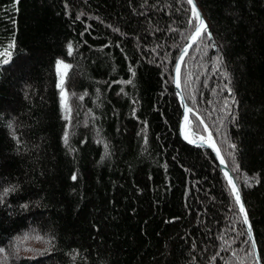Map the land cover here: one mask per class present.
I'll list each match as a JSON object with an SVG mask.
<instances>
[{
	"label": "trees",
	"instance_id": "16d2710c",
	"mask_svg": "<svg viewBox=\"0 0 264 264\" xmlns=\"http://www.w3.org/2000/svg\"><path fill=\"white\" fill-rule=\"evenodd\" d=\"M195 1L213 43L182 69L191 130L264 264V0ZM195 27L187 0H0V264H257L214 156L179 135Z\"/></svg>",
	"mask_w": 264,
	"mask_h": 264
},
{
	"label": "water",
	"instance_id": "95a60500",
	"mask_svg": "<svg viewBox=\"0 0 264 264\" xmlns=\"http://www.w3.org/2000/svg\"><path fill=\"white\" fill-rule=\"evenodd\" d=\"M187 2H188V0H187ZM193 4L195 5V10L200 13L201 18L205 21V24L207 25L206 32L203 33L201 35V37L197 38L196 42H193L191 39L192 36L195 35V32H196L197 28L199 27V21L195 18V14H194V10H193ZM193 4H189V6L191 8L192 18L195 19V21H196V27H195L193 33L191 34V36L187 39L186 44L180 53V56L178 58V61L176 63V67L174 70V79H173L175 92H176L177 98L181 104L182 112H183L180 123H179V135H180L181 140L186 145L193 147L195 149L209 151L214 156V158H215V160H216V162H217V164L221 170V173L223 174V176H224V178L228 184V187L230 188V190L232 192L234 201L236 203V206L238 208V211H239L240 216L242 218V221L244 223V226H245V229H246V232L248 235L249 243H251V245L253 247L255 258H256V263L262 264L261 259H260V255H259V251L257 248V244L255 241L253 228H252V225H251L250 220H249L248 213H247L248 223H245L244 222V213L240 211V203H243L245 211L247 212L246 206H245V203H244V200H243L240 188H239V185L237 184L233 174L231 173L217 142L215 141V139H214L211 131L209 130L208 126L204 122H202V124H203V128L205 131V135H196L191 130V118L193 115H195V116H197V115L189 107V105L187 104V102L185 100L184 94H183L182 83H181L182 69H183L184 63L186 62L187 58L192 53V51L194 50V48L197 46V44L199 43V41L202 39V37L204 35L208 36V33H210V38H209V36H208V38L213 43L212 33H211L210 27H209L205 17L203 16L202 12L200 11L195 0H193ZM177 69H179V72H177ZM177 85H179V86H177ZM189 109H191V111H189ZM186 117H187V120L185 119ZM199 119L201 120V118H199ZM229 178H231V181H232L231 184L229 183ZM233 184L236 187V191H238L240 194V203H237V201H236L235 193H234L233 187H232ZM249 225H251V231H249Z\"/></svg>",
	"mask_w": 264,
	"mask_h": 264
},
{
	"label": "snow or ice",
	"instance_id": "6c2138e0",
	"mask_svg": "<svg viewBox=\"0 0 264 264\" xmlns=\"http://www.w3.org/2000/svg\"><path fill=\"white\" fill-rule=\"evenodd\" d=\"M188 3L193 4V0H188ZM193 10H194L195 18L199 21V27L197 28L195 35L192 36V38H191L193 42H196L197 38L201 37V35L206 32L207 25L205 24V21L201 18L200 13L195 10L194 4H193ZM208 36L210 38V33H208ZM68 47H69V54H71L72 46L69 45ZM4 63L7 64L8 60H4ZM59 66H62L64 69V72L61 75V82H60L61 83V89H62V96H64V93H63L64 77L66 76L67 70L70 68V65L64 64L62 61H60V62H58V67ZM177 72H179V69H177ZM129 83H130V81H129ZM177 86H179V85H177ZM64 106L67 109L66 97L64 98ZM67 110L70 112V109H67ZM189 111H191V109H189ZM66 118H68V117H66ZM185 119L187 120V117ZM64 139H65V143H67V135H65ZM233 147H234V145H233ZM72 179L75 180L76 177L73 176ZM229 183L230 184L232 183L231 178H229ZM232 187H233V191L235 193L236 201H237V203H240V194L238 191H236V187L234 184L232 185ZM240 211L244 213V222L248 223L247 212L245 211L243 203H240ZM249 231H251V225H249Z\"/></svg>",
	"mask_w": 264,
	"mask_h": 264
},
{
	"label": "rangeland",
	"instance_id": "374dc122",
	"mask_svg": "<svg viewBox=\"0 0 264 264\" xmlns=\"http://www.w3.org/2000/svg\"><path fill=\"white\" fill-rule=\"evenodd\" d=\"M63 72H64L63 67L59 66L58 67V73H59L60 82H61V75H62ZM67 72H68V70H67ZM65 79H66V76L64 77V82H65ZM60 85H61V83H60ZM63 93H64V96H62V105H63L64 113L67 114V112H68V110H67L68 109V96H67L66 92L63 91ZM65 97H66V101H67V109L64 106V98Z\"/></svg>",
	"mask_w": 264,
	"mask_h": 264
}]
</instances>
